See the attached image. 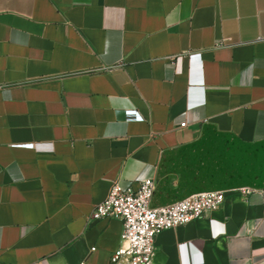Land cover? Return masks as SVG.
Masks as SVG:
<instances>
[{"label": "crops", "instance_id": "0c3cea01", "mask_svg": "<svg viewBox=\"0 0 264 264\" xmlns=\"http://www.w3.org/2000/svg\"><path fill=\"white\" fill-rule=\"evenodd\" d=\"M146 179L226 193L151 264H264V0H0V264H112Z\"/></svg>", "mask_w": 264, "mask_h": 264}, {"label": "built area", "instance_id": "2783aa9c", "mask_svg": "<svg viewBox=\"0 0 264 264\" xmlns=\"http://www.w3.org/2000/svg\"><path fill=\"white\" fill-rule=\"evenodd\" d=\"M155 191L154 179L141 181L137 189L114 183L107 199L95 207L92 219H119L123 222L121 246L114 253L112 264H151L156 254L157 238L162 233L187 226L218 211L226 201L224 191H211L154 207ZM242 191L248 192L247 189Z\"/></svg>", "mask_w": 264, "mask_h": 264}]
</instances>
